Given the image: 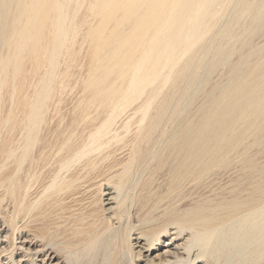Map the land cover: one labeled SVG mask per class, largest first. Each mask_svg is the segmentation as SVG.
Wrapping results in <instances>:
<instances>
[{
  "label": "bare ground",
  "instance_id": "6f19581e",
  "mask_svg": "<svg viewBox=\"0 0 264 264\" xmlns=\"http://www.w3.org/2000/svg\"><path fill=\"white\" fill-rule=\"evenodd\" d=\"M264 264V0H0V264Z\"/></svg>",
  "mask_w": 264,
  "mask_h": 264
},
{
  "label": "rangeland",
  "instance_id": "374dc122",
  "mask_svg": "<svg viewBox=\"0 0 264 264\" xmlns=\"http://www.w3.org/2000/svg\"><path fill=\"white\" fill-rule=\"evenodd\" d=\"M236 264V263H235Z\"/></svg>",
  "mask_w": 264,
  "mask_h": 264
}]
</instances>
